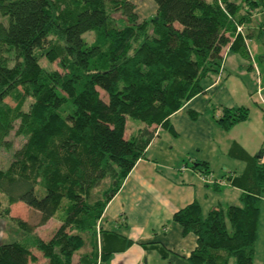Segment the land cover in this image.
Wrapping results in <instances>:
<instances>
[{
    "label": "trees",
    "instance_id": "obj_1",
    "mask_svg": "<svg viewBox=\"0 0 264 264\" xmlns=\"http://www.w3.org/2000/svg\"><path fill=\"white\" fill-rule=\"evenodd\" d=\"M152 1L140 21L130 0H0V153L12 133L24 139L7 168L0 160V219L22 236L0 243V264L35 263L34 249L46 264H109L132 242L99 221L157 131L174 135L169 117L218 81L228 53L253 69L247 43L260 29L243 26L264 0ZM248 118L246 107L222 108L216 122L229 131ZM228 155L244 164L226 176L239 205L204 213L194 201L174 213L196 237L187 258L145 249L170 264H253L264 162L236 142ZM191 168L204 180L211 172ZM18 203L39 212L37 226L58 222L55 231L27 239L36 228L11 217Z\"/></svg>",
    "mask_w": 264,
    "mask_h": 264
},
{
    "label": "crops",
    "instance_id": "obj_2",
    "mask_svg": "<svg viewBox=\"0 0 264 264\" xmlns=\"http://www.w3.org/2000/svg\"><path fill=\"white\" fill-rule=\"evenodd\" d=\"M130 1L135 5L140 21L152 17L156 11L152 0ZM146 1L152 3L153 11L140 16L138 7L142 8ZM259 13H264V10L251 12L250 21ZM251 23L243 27L254 28V31L260 29L258 37L249 40L247 46L252 64L254 62L258 68L264 90V46L260 40L264 25L252 24L251 27ZM256 58H259V63ZM243 63L239 55L228 53L224 72L227 64L228 68L239 71ZM235 73L237 76L238 73ZM229 82L230 88L225 83L215 82L203 94L192 98L172 114L169 123L174 135L163 130L157 131L146 149L145 157L136 162L120 190L107 204L99 226L103 230L117 232L132 242L125 251L114 254L109 264H170L168 260L162 259L156 248L147 250L143 244H157L178 257L187 258L196 247V237L182 234L181 227L172 220L174 213L194 201L200 204L204 213L214 207L239 205L240 190L224 179L228 175L242 173L244 164L229 157L228 149L236 142L250 155L259 154V161L264 162V117L258 112L252 119L249 114L247 121L233 126L229 131L221 130L216 119L221 115L222 108L246 107L250 111V100L246 102L243 98L246 94L243 87L240 86L241 91H238ZM238 93H241L239 100L234 97ZM215 105L219 107L216 112ZM189 112H193L194 117ZM162 132H165V137H162ZM179 139L186 140L183 148L179 147ZM163 144H171L172 147L168 149ZM195 162L208 163L211 172L206 180L201 172L191 168ZM211 180L215 183L219 181V184L215 185ZM18 234H9L5 222L0 219V243L22 238ZM34 255L37 261L31 264H38L40 258ZM258 260L264 264V194L260 198L253 264Z\"/></svg>",
    "mask_w": 264,
    "mask_h": 264
},
{
    "label": "rangeland",
    "instance_id": "obj_3",
    "mask_svg": "<svg viewBox=\"0 0 264 264\" xmlns=\"http://www.w3.org/2000/svg\"><path fill=\"white\" fill-rule=\"evenodd\" d=\"M234 1L238 4H242V0H234ZM244 10H246V8ZM137 11L139 12L140 16L145 15V13H151L153 11V5L150 1L149 2L146 1L145 5H142V8L138 7ZM247 11H249V10L247 9ZM115 17H118V15H115ZM251 22H252L250 24L251 27H252V24H255V25H258V24L262 25L263 24L264 25V13L255 14L253 17V21H251ZM85 37L88 39V41L92 39L91 35H86ZM260 40L262 42V45L264 46V34ZM231 54L232 55H238L235 53H231ZM256 60H257V63H259V58H256ZM42 62L44 65L46 64L44 61H42ZM252 65H253L252 70L247 69L246 64L243 63L244 67L241 70L234 71V68H232V69L228 68L229 65L227 64L226 71L223 72V74L219 77L218 81L225 83L226 86H228L229 88H230V82L229 81H231V84L234 87V89H236V90L238 89V91H241L240 86L243 87V90L246 93L245 95H243V98L245 100H247L246 102H249V100H250L249 114H251V118L253 119L254 114H256L258 112L262 113V115L264 117V90L262 89L263 84H261L260 74H259L258 68L256 67V64L254 62ZM51 68H56V65L52 64ZM235 72L238 73L237 76H235V74H236ZM222 77H223V79H222ZM240 96H241V93L240 94L238 93L234 97H235V99L239 100L238 98ZM218 108L219 107L217 105L214 106L215 112H216V109H218ZM128 124H129V126L132 125V126L137 127L139 125V122L129 120ZM131 127H129V128H131ZM128 133H130V130L128 131ZM161 135H162V137H165V132H162ZM9 139L12 143V148L9 151L3 150L0 153V160L2 163V168H4V169L7 168L9 162L11 161L12 152L14 150H17L22 145V143L24 142V139L22 137L16 136L13 133L10 135ZM179 141H180L179 147L183 148L186 145V140L179 139ZM177 145H178V142H176V146ZM164 146L167 147L168 149L172 147L171 144H169L167 146L164 145ZM263 149H264V147H263ZM165 152H166V154H169L166 150H165ZM230 161H232V160H230ZM217 166H218V164L216 165V167ZM224 180H226V179H224ZM213 182H214V180H211V183H213ZM216 182H219V181H216ZM100 190H101V188L96 189V191H95L96 195L99 193ZM11 210H12L11 211V217L12 218L17 219V220L26 221V223H29V225L33 226L34 228L40 227V226H37V224L39 222V216H40L38 211H35L33 209L26 207L23 203L15 204L14 206H12ZM57 226H58V222H56L55 220H51L45 226L37 228L38 230L36 229L32 234L27 235L25 237H27V239L30 238L31 240H33L34 236H36V235L47 236L51 230H52V232H54L55 229L57 228ZM8 227H9L8 229L14 230L15 227H17V226L10 222V223H8ZM43 238L45 239V237H43ZM34 253L37 256H39V258H40L38 264H46L47 260L42 256V253L40 251H38L37 249H34ZM255 264H260V260H258Z\"/></svg>",
    "mask_w": 264,
    "mask_h": 264
},
{
    "label": "built area",
    "instance_id": "obj_4",
    "mask_svg": "<svg viewBox=\"0 0 264 264\" xmlns=\"http://www.w3.org/2000/svg\"><path fill=\"white\" fill-rule=\"evenodd\" d=\"M240 30H241V27L238 28V31H240ZM182 169H183V168H182Z\"/></svg>",
    "mask_w": 264,
    "mask_h": 264
}]
</instances>
